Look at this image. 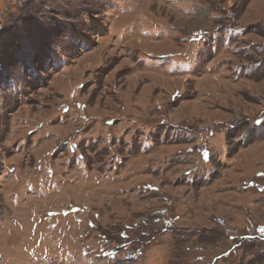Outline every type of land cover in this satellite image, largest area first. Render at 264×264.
Listing matches in <instances>:
<instances>
[{
  "label": "rangeland",
  "instance_id": "obj_1",
  "mask_svg": "<svg viewBox=\"0 0 264 264\" xmlns=\"http://www.w3.org/2000/svg\"><path fill=\"white\" fill-rule=\"evenodd\" d=\"M7 51L0 264H264V0H0Z\"/></svg>",
  "mask_w": 264,
  "mask_h": 264
},
{
  "label": "trees",
  "instance_id": "obj_2",
  "mask_svg": "<svg viewBox=\"0 0 264 264\" xmlns=\"http://www.w3.org/2000/svg\"><path fill=\"white\" fill-rule=\"evenodd\" d=\"M15 44V43H14ZM13 44V45H14ZM10 46V45H9ZM9 51H7V52H5V55H3V57L1 56L0 57V64L1 65H3V62L6 60V58L8 57V56H11V57H13L12 56V53L10 52V54L8 53ZM3 66H1V68H2Z\"/></svg>",
  "mask_w": 264,
  "mask_h": 264
}]
</instances>
